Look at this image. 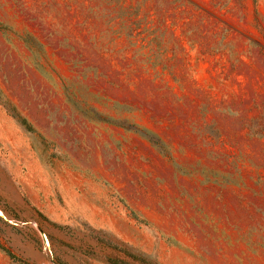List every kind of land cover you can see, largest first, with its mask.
I'll list each match as a JSON object with an SVG mask.
<instances>
[{
  "label": "rangeland",
  "instance_id": "374dc122",
  "mask_svg": "<svg viewBox=\"0 0 264 264\" xmlns=\"http://www.w3.org/2000/svg\"><path fill=\"white\" fill-rule=\"evenodd\" d=\"M0 264H264V0H0Z\"/></svg>",
  "mask_w": 264,
  "mask_h": 264
}]
</instances>
